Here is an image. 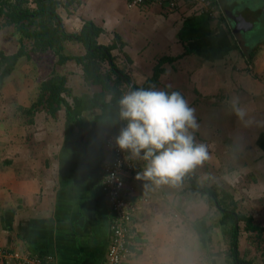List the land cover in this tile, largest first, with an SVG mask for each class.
<instances>
[{
	"label": "crops",
	"instance_id": "0c3cea01",
	"mask_svg": "<svg viewBox=\"0 0 264 264\" xmlns=\"http://www.w3.org/2000/svg\"><path fill=\"white\" fill-rule=\"evenodd\" d=\"M128 2L69 0L59 10L68 33H79L90 21L102 31L98 45L115 44L112 56L130 84L107 94L104 102L97 99L101 86L88 83L75 62L62 67L69 74L66 103L54 116L43 108L23 111L40 94L35 82L21 76L26 62L21 69L20 63L16 66L18 75L13 72L0 81V247L21 256L0 264H24L26 258L46 256H53L57 264H108L114 215L102 188V165L111 159L105 140L123 125L120 99L153 78L158 65L163 72L150 90L179 91L195 109L197 100L219 99L220 83L227 84L232 74H240L242 84L250 83L241 107L244 120L226 131L224 139L212 140L211 135L207 140L194 131L195 142L201 138L207 146L209 159L189 173L202 188L212 186L219 195L229 191L223 186L227 180L244 179L242 190L249 199L264 201V174L257 176L264 169V0H215L212 15L188 5L173 11L156 3L131 9ZM69 45L72 55L86 53V48L76 52L83 45L70 40L66 54ZM196 112L201 123L197 116L203 114ZM220 143L230 148L229 163H234L219 179L222 167L212 163L220 158L213 156L212 148ZM242 145L240 151L237 147ZM130 156L134 166L127 169L125 182L133 194L134 220L123 264H235L230 249H220L226 236L219 220L205 218L209 207L216 206L212 197L193 191L187 177L161 185L138 180L147 162ZM211 223L220 230V240L208 235ZM254 225L264 228L255 221ZM246 232L244 252L239 245L241 258H259L253 264H264L253 249L264 255V231Z\"/></svg>",
	"mask_w": 264,
	"mask_h": 264
},
{
	"label": "trees",
	"instance_id": "16d2710c",
	"mask_svg": "<svg viewBox=\"0 0 264 264\" xmlns=\"http://www.w3.org/2000/svg\"><path fill=\"white\" fill-rule=\"evenodd\" d=\"M29 1L0 0V17L5 19L3 27L12 28L13 36L17 38L20 44L18 51L14 54H7L0 47V81L12 75L20 61L32 62L34 54L53 53L57 57V62L54 64L52 73L41 81L38 100L30 109H22L24 112H36L43 108L51 115H56L62 105L66 103L64 93L67 89L68 80L66 74H60L58 67H64L68 62H75L83 69L84 78L88 83L101 86L102 92L97 94V99L101 102H104L107 94L114 90H120L121 85L130 84L129 76L115 64L116 60L112 56L115 44L110 46L98 45L97 39L102 31L93 22H86L79 33H68L65 30L59 10L61 7L66 8L69 0H65V2L61 0H32L31 3ZM25 40L33 41L32 48L31 46L29 49L26 47ZM70 40L81 43L86 48V53L67 55L65 43ZM107 66L109 70L105 68ZM162 72L161 66L158 65L153 78L147 81L144 86H133L131 91L140 88L150 90L152 86L158 84ZM86 126L81 125L83 129ZM182 177H187L192 183L193 191L208 193L212 197L221 214L220 229L226 237H230L229 244L231 247L228 253L235 264H253L252 261L254 260H246L240 255V224L244 222L248 231L257 229L262 232L264 228L254 225V218L238 212V203L229 192L224 191L220 196L211 187L202 188L190 176L189 172Z\"/></svg>",
	"mask_w": 264,
	"mask_h": 264
},
{
	"label": "clouds",
	"instance_id": "9594fccd",
	"mask_svg": "<svg viewBox=\"0 0 264 264\" xmlns=\"http://www.w3.org/2000/svg\"><path fill=\"white\" fill-rule=\"evenodd\" d=\"M119 104L120 118L127 125L116 137V145L147 162L136 179L156 185L175 183L209 159L207 146L195 142L193 133L199 127L196 109L179 91L168 94L140 88L125 94ZM234 112L244 120V109L234 106Z\"/></svg>",
	"mask_w": 264,
	"mask_h": 264
},
{
	"label": "rangeland",
	"instance_id": "374dc122",
	"mask_svg": "<svg viewBox=\"0 0 264 264\" xmlns=\"http://www.w3.org/2000/svg\"><path fill=\"white\" fill-rule=\"evenodd\" d=\"M15 0H10V2H14ZM32 0H30L29 2L31 3ZM5 24V19L3 17H0V47H2L6 53L8 54H14L18 51L19 49V42L17 40V38H15L13 36V29L12 28H5L3 27ZM3 27V28H2ZM69 32V31H68ZM24 43L26 44V47L29 49V47L33 46V41H28L25 40ZM67 44V42L65 43ZM74 45V44H73ZM73 45H69L67 47L66 52L68 53L67 55H72L73 54ZM84 46H82V48H77L75 51L76 52H81L84 50ZM84 52V51H83ZM79 55V54H78ZM122 59H124L123 57H121ZM33 61H27V60H22L19 64V69H21V66H23L26 62V65L23 66L25 68H23V74L21 75L22 77H26L27 79H29V81H33L35 82L36 87L38 86V89L40 88L41 85V81L45 78H47L51 73H52V69L54 67V64L57 62V57L53 54V53H46V54H34L33 56ZM127 61H129V59H127ZM29 66H28V65ZM48 65L50 67L47 68V70H44V65ZM108 67V66H107ZM39 68V71L37 70ZM59 68V67H58ZM220 70H221V76L223 77V70L222 67L219 66ZM60 71V74H66L69 75L68 73H66L64 71V68L62 69V67H60L58 69ZM19 71L14 72L13 75H18ZM225 78H227L228 72H225ZM246 76V75H245ZM208 79V77H207ZM225 81V80H224ZM224 81H222L220 83V89H219V99H214L211 100L210 97H205V99H200L197 100L198 102V108H196V111L202 113L203 115L201 116H197L201 118V123H198L199 127H198V132H200V137L209 140L211 135L214 137L212 138V140L214 139H224L226 131H228L231 128L237 127L236 123L238 122L239 118L235 115L234 112V106L235 107H242V101H246V99H248V93L247 91H245L246 89L249 90L250 87V83L245 82V84H242V81L240 79V74H235L229 78V82L226 84ZM19 85V84H18ZM243 89V90H242ZM245 89V90H244ZM244 92H246V94H244ZM236 96V97H235ZM235 98H238V104H234ZM207 107V108H205ZM197 113V112H196ZM201 130V131H200ZM190 132H192V130L189 129ZM221 135H215L214 133L216 132H221ZM197 139L196 141H198V143L200 144L199 141H202V139ZM204 144V143H203ZM237 148H240V151H242L245 146H238ZM214 149L213 153H214V157L219 159L220 158V162L217 161L215 163H212L213 166L215 167H222L221 168V172H220V177L224 175L225 171L224 169L227 168V166L232 165L233 163H229L230 161V156H229V152H230V148H228L224 143H220L218 145H215L212 150ZM257 156H255L254 158H256ZM215 164V165H214ZM226 166V167H224ZM264 174V169H262V171H259V173L257 172V176L260 177L261 175ZM227 175V174H226ZM227 178V176H226ZM244 179H238V181L235 182V180H227V184H223V186L229 190L227 192H230L231 195L234 197V199H236L237 203H238V212L245 214L248 217H253L254 221L256 224H264V210L262 211V207L264 206V201H260L259 199H257V196H254V200L253 199H249V195L247 193H245L243 189V182ZM218 186L221 184V181H218ZM229 184H231L230 188H228ZM234 186V187H233ZM243 186V187H242ZM212 187V186H211ZM219 190V189H218ZM219 192V191H218ZM220 196H222L220 194ZM262 204V205H260ZM213 203L210 205L212 206ZM209 211L207 213V215L205 216V218H207L208 220H215L216 218L219 220L220 219V213H216L217 207H209ZM254 215V216H253ZM202 218V217H201ZM241 229H240V237H239V242H241V244L239 243V245L241 246V252H244V248L246 246V244L244 243L247 239V232H246V228H245V223H241L240 224ZM214 231V232H213ZM213 232V233H212ZM208 235L211 234V236L213 238H216L218 240H220L222 238V236L220 235V230H217L216 226L211 223L210 224V228L208 230ZM249 234V233H248ZM254 235V234H253ZM222 243L221 245H223V247L221 246L220 249L223 252H226L228 249H230L231 244H229V242L227 243V237H223L221 239ZM230 241V240H229ZM263 244H261L260 246H262ZM252 249V248H251ZM255 255L260 256L261 258H264V255H262L260 252H258L257 248L255 249V247L253 246ZM252 249V251H253ZM243 256V254H241ZM254 255V257H255ZM221 258V257H220ZM260 259H255L254 261H256V263L259 261Z\"/></svg>",
	"mask_w": 264,
	"mask_h": 264
},
{
	"label": "built area",
	"instance_id": "2783aa9c",
	"mask_svg": "<svg viewBox=\"0 0 264 264\" xmlns=\"http://www.w3.org/2000/svg\"><path fill=\"white\" fill-rule=\"evenodd\" d=\"M158 4L171 11L179 9L183 5L193 6L204 14H214L215 0H129V8H140L148 4ZM131 91V90H130ZM128 91V93L130 92ZM127 93V94H128ZM120 130L126 127L125 120ZM117 133L109 135L104 147L111 153V159L102 165V188L114 215L112 225L113 241L108 251V264H123L129 255L131 244L132 225L134 218L133 194L126 186L125 175L129 167L134 166L130 152L119 149L116 145ZM21 259L20 253L0 247V261H12ZM24 264H57L53 256L43 258H26Z\"/></svg>",
	"mask_w": 264,
	"mask_h": 264
},
{
	"label": "water",
	"instance_id": "95a60500",
	"mask_svg": "<svg viewBox=\"0 0 264 264\" xmlns=\"http://www.w3.org/2000/svg\"><path fill=\"white\" fill-rule=\"evenodd\" d=\"M239 23L243 24V20L240 18ZM248 23V21H247ZM250 24V23H249Z\"/></svg>",
	"mask_w": 264,
	"mask_h": 264
}]
</instances>
